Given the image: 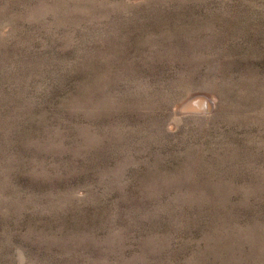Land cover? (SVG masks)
Instances as JSON below:
<instances>
[{"label":"rangeland","instance_id":"374dc122","mask_svg":"<svg viewBox=\"0 0 264 264\" xmlns=\"http://www.w3.org/2000/svg\"><path fill=\"white\" fill-rule=\"evenodd\" d=\"M0 264H264V0H0Z\"/></svg>","mask_w":264,"mask_h":264},{"label":"bare ground","instance_id":"6f19581e","mask_svg":"<svg viewBox=\"0 0 264 264\" xmlns=\"http://www.w3.org/2000/svg\"><path fill=\"white\" fill-rule=\"evenodd\" d=\"M194 99H195V98H193L192 101H193ZM189 100H190V98L188 97V101H189ZM186 101H187V100H186ZM190 101H191V100H190ZM211 101H212V100H211ZM183 103H184V102H183ZM183 103H182V104H183ZM185 103H186V102H185ZM204 104H205V103H204ZM203 109H204V108H203Z\"/></svg>","mask_w":264,"mask_h":264}]
</instances>
